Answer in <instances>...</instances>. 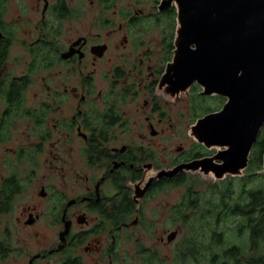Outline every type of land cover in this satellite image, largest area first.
Masks as SVG:
<instances>
[{
	"label": "flooded vegetation",
	"instance_id": "1",
	"mask_svg": "<svg viewBox=\"0 0 264 264\" xmlns=\"http://www.w3.org/2000/svg\"><path fill=\"white\" fill-rule=\"evenodd\" d=\"M100 3L109 11L119 0ZM158 5L159 12L167 9L159 10ZM80 9L75 0H0V103H4L0 147L14 144L1 154L6 165L13 166V172L0 182L1 213H11L25 191L22 174L37 173L43 165L46 143L51 144L48 162L53 179L43 183L39 192L41 197H50L47 210L32 197L15 221L6 216L0 230V264H122V240L135 235L137 227L147 225L153 230L156 223L146 213L151 194L188 174L184 170L174 176L160 172L214 157L225 149L196 141L187 151L183 145L178 147L181 155L172 159L165 147H157L161 143L157 138L172 122V100L187 99L189 129L199 118L220 111L227 101L221 94H204L197 81L188 92L175 95L160 87L173 60L175 37L172 50L160 41L161 59L156 61L155 42L139 37L152 28L145 31L131 23L142 14L130 16L126 29L119 18L102 17L99 23L89 24L85 34L76 36L74 21L85 13ZM39 73L42 89L31 103L27 94ZM197 97L207 99L210 111L194 117ZM133 106L146 114L145 131L137 137L130 132L138 122L128 119L133 117ZM263 129L264 125L258 138ZM76 142L82 143L87 170L75 166ZM59 173L75 177L77 190L68 200Z\"/></svg>",
	"mask_w": 264,
	"mask_h": 264
},
{
	"label": "water",
	"instance_id": "2",
	"mask_svg": "<svg viewBox=\"0 0 264 264\" xmlns=\"http://www.w3.org/2000/svg\"><path fill=\"white\" fill-rule=\"evenodd\" d=\"M173 5L174 56L160 87L175 95L197 81L204 94L226 97L220 111L199 118L190 129L198 142L225 149L160 175L200 169L216 179L241 176L264 125V0H160L158 9Z\"/></svg>",
	"mask_w": 264,
	"mask_h": 264
},
{
	"label": "rangeland",
	"instance_id": "3",
	"mask_svg": "<svg viewBox=\"0 0 264 264\" xmlns=\"http://www.w3.org/2000/svg\"><path fill=\"white\" fill-rule=\"evenodd\" d=\"M90 1H93V3ZM160 0H119L117 7H112L113 9L106 11L105 6L100 3V0H75L76 7L81 8L80 10L85 12L84 15L81 17H77L74 21V29L75 35L85 34V30H89V24L91 23H99L102 17H107L108 19H112L113 21H118L119 24H123L124 29L127 28V19L134 15L142 14L141 17L146 16L151 12L157 11V5ZM115 10L119 11L118 14H115ZM144 11V13H141ZM33 18L36 17V13H30ZM131 17V18H132ZM140 17V18H141ZM130 20V18H129ZM110 21V20H109ZM111 22V21H110ZM168 27H165L166 29ZM163 25L159 27H152L150 33H145L144 36H139L141 39L150 43L155 42L153 52L155 60L158 61L161 58L159 57L158 50L160 49V41L163 39ZM169 29V28H168ZM137 30V32H139ZM126 32V31H124ZM121 34V33H120ZM119 34V35H120ZM135 35H137L135 33ZM130 41L132 37L129 35ZM128 38V39H129ZM136 39V37H134ZM20 46L17 45L15 50L19 51ZM40 74L38 76V80H36V84L31 86V91L27 94V100L33 103L39 91H41L42 87L38 86V81H40ZM41 75L50 76L48 72H42ZM161 92V91H160ZM36 93V94H35ZM163 94V92H161ZM164 95V94H163ZM165 97V96H164ZM167 98V97H166ZM165 98V99H166ZM168 100V99H167ZM170 103V114L172 117V122L170 126H166L165 133L161 132L160 138H157L158 142H161L157 145V147L163 148L165 147L164 152L172 159L176 156H180L178 147L183 145L184 150H189L193 144L197 141L191 134L189 125L191 123V112L189 108V104L187 99L184 102L178 100V102H174L173 100ZM4 108V103H0V114ZM136 107H131L133 117H128L129 121H137L138 123L133 125L132 127V135L137 137L142 132L145 131L144 128V115L145 112L142 110L135 109ZM143 113H142V112ZM139 124V125H138ZM150 136V135H149ZM198 142V141H197ZM118 145L119 144H115ZM14 146L12 143H3L2 147H0V182L3 177L7 176L9 173L13 172V166L6 165L5 161L2 159L1 154H5L10 149L7 147ZM45 154L43 156V165L39 167L37 173H30L26 171L22 174L23 178L25 179V191L17 197L15 203L13 205V211L9 214H3L0 211V230L2 225L6 221V216L12 217V220L16 216L21 215V211L26 203L32 201V197H37L39 200L42 201L44 209L43 211L47 210L50 205L49 198L41 197L39 192L41 191L42 184L47 183L48 181H52L53 179L50 177L52 174L50 171V164L49 159L52 157L50 154L51 144H45ZM216 149V148H215ZM213 148V151H215ZM158 150H160L158 148ZM157 150V151H158ZM161 151V150H160ZM73 159L75 161V166L79 170H87V166L85 165L84 161V154L82 150V143L76 142L75 148L73 152ZM188 173V177H195L194 179H188V181H192L190 188L192 189L191 193L193 196H196L195 193L197 192V196L201 197H211L214 195L216 198L217 196L221 197V189L226 188V184L223 183L222 179H216L213 174L205 175L200 171H185ZM244 173V172H243ZM197 174V175H196ZM58 180L60 182V187L64 190V193L67 195V200L71 197L77 190L75 186H73V175H64L62 173L58 174ZM227 179V178H226ZM56 178L54 179V181ZM80 180L84 181V176H80ZM222 180V181H219ZM225 180V179H224ZM216 181H218L219 185L214 186ZM56 182V181H55ZM80 182H76V186H79ZM234 185V186H233ZM253 185H258L256 181ZM233 186V192H240L241 183L240 181L235 180ZM75 190V191H74ZM187 195L189 194L188 184H171L164 190L156 191V193L151 194L148 203L146 204V213L147 218L152 217L154 222L153 223V230L148 229L146 226H139L135 230V235L124 238L122 240V256H123V263L122 264H147V259L152 258L155 261V264H198L197 261L192 258H187L186 262H183L181 259V255H185L184 251L187 249V243L190 236H198L200 240H208V237H204V235L209 236L212 234V229L209 227L205 229L203 228V223L200 217H203L205 208L200 206L199 208H186L184 211V218L181 219L178 216L177 211L180 209V205L184 203L186 200ZM205 198V199H207ZM203 202L205 203L204 199ZM42 207V209H43ZM178 207V208H177ZM168 210L169 212H167ZM166 211V214H164ZM216 218L211 217L209 224L214 225L213 229L217 230H229L234 224L227 223V228L223 225L219 226L218 223L215 221ZM231 222V221H228ZM14 224V222H13ZM221 224H226L222 223ZM177 231V232H176ZM175 232V236L170 238V236ZM231 235L229 232L228 236ZM164 237V241L161 240V237ZM201 264H204L201 261Z\"/></svg>",
	"mask_w": 264,
	"mask_h": 264
},
{
	"label": "trees",
	"instance_id": "4",
	"mask_svg": "<svg viewBox=\"0 0 264 264\" xmlns=\"http://www.w3.org/2000/svg\"><path fill=\"white\" fill-rule=\"evenodd\" d=\"M106 1V0H105ZM158 1V0H157ZM157 10V8H156ZM134 17L131 23L134 27L149 30L152 27L163 25V40L172 50L173 40L176 33V17L177 9L173 5L162 12L158 10L144 17ZM165 27H168L164 29ZM170 50V51H171ZM45 65L46 62L43 61ZM198 105L194 110V117L200 116L210 111L207 106V99L197 97ZM264 129L262 130L258 140L251 153L250 165L247 171L241 176L228 175L223 178V183L226 184L225 189H221V197L214 195L211 197L193 196L190 188L195 177H188L183 174L175 182L171 184H188L189 194L184 203L180 205L178 216L184 218L186 208H205L203 217H200L203 228L212 229V234L208 240H200L198 236H190L187 243L185 255H181L183 262L187 258H194L198 264L201 261L204 264H264V173L260 171L264 169ZM227 178V179H226ZM225 179V180H224ZM219 180V181H222ZM235 180L240 181V192H233ZM258 185H251L255 182ZM216 181L212 185L217 186ZM3 194V193H2ZM207 198V199H205ZM203 199L205 203L203 202ZM178 208V207H177ZM216 218L219 226L223 225L227 228V223L234 225L229 230L213 229L214 225L209 224L210 218ZM231 221V222H228ZM226 223V224H221ZM229 232L231 235L228 236ZM147 264H155V261L150 257L147 259Z\"/></svg>",
	"mask_w": 264,
	"mask_h": 264
}]
</instances>
